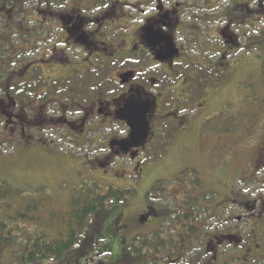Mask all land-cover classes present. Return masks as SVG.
<instances>
[{
  "label": "rangeland",
  "instance_id": "obj_1",
  "mask_svg": "<svg viewBox=\"0 0 264 264\" xmlns=\"http://www.w3.org/2000/svg\"><path fill=\"white\" fill-rule=\"evenodd\" d=\"M0 1L7 9L14 7L18 10L17 13L12 10L0 16V57L4 56V62L0 65L2 69L8 67L12 71L17 69L16 65L35 58L37 52H46L47 48L55 45L51 31L56 25L46 23V35L40 30L35 31L38 19L42 20L46 14L33 15L32 11L39 6L46 10L43 1L40 4L36 0H23L22 6L17 0ZM10 3L13 5L8 6ZM228 4L229 1L221 4V7ZM20 6L25 11L20 12ZM21 22L28 30L19 27ZM250 23L258 24L255 20H250ZM251 31L259 34L257 29ZM14 33L17 35L11 36ZM261 36L256 35L258 39ZM19 48L25 51H18ZM263 60L264 50L263 54L257 52L248 57L243 53L233 55L228 60L231 70L224 75L218 73L220 77H213L212 80V74L196 68L198 78L195 84L201 93L197 96L191 87L185 90L191 97L184 96L183 99L191 98L189 107L194 106L185 113L190 120L186 128L173 132L170 124L164 133H159L149 152L140 151L139 154L134 151L136 149H131V157L138 154L133 158L135 161L118 160L121 165L115 163L109 167L105 161H97L108 153L105 138L113 133H124L120 127L112 128V133L107 130L110 134L101 131L94 138L92 135L93 140L88 139L89 142L84 144L85 139L56 127V123H50L51 116L58 109L46 103L47 106L43 105L41 112L37 111V117L32 122L33 127L42 128L39 136L46 142L44 144L37 141L38 131H30L29 134L35 137L32 143V140L27 141L26 137L19 136L13 124L8 123V116L4 121L0 117V225L3 223L4 233L10 239L7 241L9 246L6 244V248L0 250V264H16L17 260L25 257L28 245L25 246L21 240L56 243L68 233L71 208L74 205L82 207L87 194L103 196L111 188L130 190L131 197L124 204L106 205L103 210L97 211L88 219L81 233L82 239H96L98 245L104 248L108 260H117L124 245L123 237L135 238L128 245L132 247L131 251L138 250V255L144 253L146 259L154 260L159 256L152 257L149 249L152 239L148 238L152 232H159L161 239L171 237L179 241L183 237L187 246L193 239L201 238L202 232L209 236L228 230L243 231L249 234L251 240L260 237V259L264 264V222L255 218L257 220L248 226L249 214H245L237 205V202L248 197L253 201L264 200V182L261 181L264 169L262 160L258 159V148L264 141V71L260 65ZM126 68H130V65H121L116 70L124 72ZM5 78L6 75L0 76V98L6 96L4 88L11 89L10 95L14 98L21 96L16 85L6 86ZM104 84L106 89L118 91L117 83L110 85L105 81ZM207 84L210 86L206 87ZM88 88L84 91L90 90ZM58 93V99H66L63 92ZM22 94H26L25 90ZM173 95L172 101L183 102L178 95ZM44 96L43 93L40 100L45 102ZM13 107L11 101H7L5 106L0 102V116L2 110L6 115L12 114ZM17 114L22 116L21 112ZM94 121L96 125L100 123V120L94 119L91 123ZM126 166H129L127 174L124 172ZM6 188L13 192L4 198L2 192ZM216 194L219 199L221 195L233 194L237 201L221 214L220 210L215 212L216 203L219 202L214 200ZM36 202L40 206L38 211L33 212L31 206L34 207ZM148 205L157 209L163 207L166 211H159L157 219L145 223L140 216H145ZM178 212L183 217L181 221ZM215 214H221V218L213 221L211 218ZM17 215H25L32 221L12 220ZM237 216L242 220H233ZM190 226L196 232L187 238L185 229ZM1 230L0 227V234ZM195 255L196 252H192L185 256L181 264L191 263ZM164 257L159 258L157 263L170 264ZM73 259L74 255L68 263ZM227 262L236 264L231 259ZM137 263L145 262L138 260ZM201 264H205L204 261Z\"/></svg>",
  "mask_w": 264,
  "mask_h": 264
},
{
  "label": "flooded vegetation",
  "instance_id": "obj_2",
  "mask_svg": "<svg viewBox=\"0 0 264 264\" xmlns=\"http://www.w3.org/2000/svg\"><path fill=\"white\" fill-rule=\"evenodd\" d=\"M42 1L47 9L39 6L32 11L33 15L46 14L42 20L38 19L35 31L40 30L45 34L48 32L46 23L55 24L56 27L51 31L55 45L47 48L46 52H37L34 60H25L21 65H16V70L10 71L8 67L2 69L0 65V76L6 75V86L16 85L18 94H21L14 98L10 95L11 89H3L7 99L4 96L0 102L5 106L7 101H11L14 107L12 114L6 115L2 110L0 117L4 121L5 116H8V123L13 124L19 136L26 137L27 141L32 140V143L35 140L29 134L32 130L38 131L37 141L46 143L39 136L42 128L32 125L37 111L41 112L42 106H47L46 103L58 109L55 117L51 116L50 123L66 129L67 133L77 138L85 139L84 144L89 142L92 135L94 138L101 131L110 134L120 127L124 133H113L105 138L108 153L97 160L105 161L109 167L115 163L121 165L118 160L133 159L131 149H136L134 151L139 154L140 151L149 152L159 133H164L170 124L173 132L186 128L190 120L185 113L194 106L189 107L191 98L183 99L184 96L191 97L185 90L191 87L197 96L201 93L195 84L198 78L196 68L212 74V80L213 77H220L218 73L224 75L231 70L228 60L233 55L243 53V56L248 57L257 52L263 54L264 50V0H36L40 4ZM227 1L229 4L222 8L221 4ZM250 20L258 24H252ZM251 29H257L259 34L253 33ZM256 35L263 36L258 39ZM121 65H130V68L124 72L117 71ZM260 65L264 71V60ZM51 73L55 75L51 76ZM103 80L110 85L117 83L118 91L106 89ZM87 86L90 90L84 91ZM24 90L26 94L23 95ZM58 91L63 92L66 99H58ZM43 93L45 102L40 100ZM174 93L183 102L172 101ZM133 98L151 101L149 137L144 147L125 148L119 143L123 144L128 139L130 129L121 119V113ZM16 112H21L22 116ZM46 114L44 112V116ZM93 119L100 120V123H91ZM258 159L262 160L264 169V141L258 148ZM128 167L124 170L126 174L129 173ZM261 181L264 182V175ZM153 189L154 186L151 193ZM234 198L232 194L221 195L219 199L216 194L214 200L219 202L216 203L215 212L220 210L222 214L227 211L237 201ZM237 205L245 214H249L248 226L257 220L255 218L264 222V200L253 201L248 197L237 202ZM160 209L148 205L145 216L140 217L149 223L159 217V211H166L163 207ZM178 214L181 221V212ZM221 214H215L211 219L216 221L221 218ZM233 220L241 221L242 217L237 216ZM189 228L185 229L187 238L196 232H189ZM206 235L202 232L201 238L193 239L185 246L183 237L179 241L171 237L161 239L159 232H152L148 238L152 239L149 249L152 257L158 255L165 259L166 256L170 264H181L182 259L192 252H196V255L189 264H201L202 261L205 264H228V259L236 264H263L260 259V237L251 240L249 234L243 231L228 230L221 234L214 232ZM7 239L9 242L10 239ZM132 239L123 237L124 245L116 261L105 258L108 255L96 239L83 238L80 245L62 258L57 259L51 254L35 263L24 262L26 255L33 250L34 243L21 240L25 246L28 245V251L25 257L15 263L138 264L137 261L142 260L144 264H158L159 258L146 259L141 251L140 255L138 250L131 251L132 247L128 245ZM73 255L74 259L68 263Z\"/></svg>",
  "mask_w": 264,
  "mask_h": 264
},
{
  "label": "trees",
  "instance_id": "obj_3",
  "mask_svg": "<svg viewBox=\"0 0 264 264\" xmlns=\"http://www.w3.org/2000/svg\"><path fill=\"white\" fill-rule=\"evenodd\" d=\"M17 3L19 5L22 6L23 0H17ZM13 3H10V5L8 6H12ZM20 6V12L25 11L22 7ZM7 6H5L1 1H0V16L2 17L3 15L5 16L9 11L15 10V13L18 12V10L14 7L11 8L9 7V9L6 8ZM22 8V9H21ZM25 14V13H24ZM22 14V15H24ZM19 27L21 29L28 30V27L24 26V23L21 22L19 23ZM37 29V27H36ZM32 31V30H31ZM30 31V32H31ZM20 33H22V30L20 31ZM19 33V34H20ZM17 33H14L11 36H16ZM31 36V35H29ZM35 43H37L36 41H34ZM12 43H9V45ZM13 51H16V49H14ZM18 51H25L22 48H19ZM4 57V56H3ZM3 57H0V63L4 62L3 61ZM30 60H34L33 58ZM13 190L10 188H6L4 190V192H2V197H8L12 194ZM131 197V191L130 190H115L113 188L109 189L106 195H99V196H92L90 194L86 195V198L84 199V203L82 207H78V205H74L71 208L70 211V224H68V233L67 235H65L63 238L59 239L56 243L53 244H45V242H32L34 243L33 246V250L26 255L27 257L24 258V262L25 263H35L38 262L39 260H42L46 257H48L49 255H54L57 257V259L62 258V256L70 253L75 247H77L78 245H80V241L83 237L82 233V228L84 227V225L86 224V222L88 221L89 218H91L92 216H94L96 214L97 211H101L103 210V208L106 205L109 206H113L116 204H124V202ZM38 203L36 202V204H34V207L31 206V211L36 212V210L38 211L39 209ZM27 209V208H26ZM55 215V214H54ZM22 220L24 222V220L26 221H32L30 219H27L25 215H17L16 217H14V219L12 220ZM0 227L2 228V232L0 234V250L6 248L5 245L7 244L9 246V244L7 243L8 241V237H6L7 233H4V225L3 223L0 225ZM195 229L194 227H190L189 228V232H193ZM42 246H41V244ZM41 247V249H40ZM40 249V250H39ZM26 253V252H25ZM40 255V257L38 258V256Z\"/></svg>",
  "mask_w": 264,
  "mask_h": 264
},
{
  "label": "water",
  "instance_id": "obj_4",
  "mask_svg": "<svg viewBox=\"0 0 264 264\" xmlns=\"http://www.w3.org/2000/svg\"><path fill=\"white\" fill-rule=\"evenodd\" d=\"M152 111L151 101L141 98H133L122 110L121 119L126 122L130 129V134L123 144L125 148L144 147L149 137L148 114ZM127 150V149H125ZM136 155L132 154V158Z\"/></svg>",
  "mask_w": 264,
  "mask_h": 264
}]
</instances>
